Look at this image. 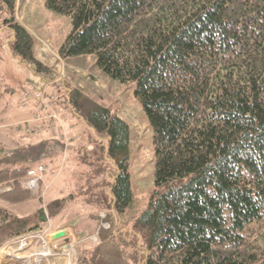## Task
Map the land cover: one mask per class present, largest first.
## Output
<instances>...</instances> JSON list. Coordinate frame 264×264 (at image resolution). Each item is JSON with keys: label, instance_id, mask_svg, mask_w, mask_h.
Masks as SVG:
<instances>
[{"label": "trees", "instance_id": "16d2710c", "mask_svg": "<svg viewBox=\"0 0 264 264\" xmlns=\"http://www.w3.org/2000/svg\"><path fill=\"white\" fill-rule=\"evenodd\" d=\"M45 5L72 22L60 56L76 63L89 58L110 79L135 82L153 135L154 190L147 206L129 232L115 235L114 226L100 231L98 258L78 254L77 264H131L127 247L138 254L137 264H264V0ZM16 6L17 0H0L12 53L37 84L53 81L57 73L36 57L34 37L16 19ZM66 95L69 113L82 121L83 141L86 127L108 138L117 172L107 207L121 214L133 200L130 125L78 87ZM51 134L40 143L58 145ZM17 144L0 146V244L47 224L43 213L33 219L1 204L33 197L21 181L41 162L28 164ZM46 206L55 215L65 202L57 198Z\"/></svg>", "mask_w": 264, "mask_h": 264}, {"label": "rangeland", "instance_id": "374dc122", "mask_svg": "<svg viewBox=\"0 0 264 264\" xmlns=\"http://www.w3.org/2000/svg\"><path fill=\"white\" fill-rule=\"evenodd\" d=\"M1 13L0 15L3 14ZM16 19L34 37L36 57L52 68L58 77L53 81L37 84L29 68L20 64L12 53L9 45L12 31L0 24V90L3 92L0 99V146L12 148L20 142L23 151L21 154L28 156V164L44 162L48 166L41 189L30 190L33 195L30 200L1 204L16 215H32L33 219L36 214L40 217L43 213L51 230L67 228L73 242L69 250L57 251L61 256L65 254L70 257L72 252L76 264L78 254L96 259L98 255L94 250L99 242V232L108 231L112 226L116 227L113 230L115 235L129 232L153 194L155 154L152 131L141 103L134 94L135 82L120 83L110 79L93 69L89 58L80 59L76 63L60 56L58 48L73 27L69 16L49 10L45 0H17ZM93 60L95 62V58ZM70 86L80 88L89 97L108 106L130 125L129 170L133 200L121 214L109 212L107 207L110 201L109 187L117 172V163L107 153L106 134L96 133L86 127L84 132L89 136L86 142L82 141V134L78 133L77 138L70 134L74 128L81 129L82 125L80 118L71 115L66 108V94ZM38 87L40 88L37 89ZM30 89L36 97L28 99V103L21 106L24 91ZM32 101H36V105ZM5 107H8L6 114L1 111ZM11 109H19L26 115L22 119L8 116ZM34 114L40 120L51 119L49 127L62 125L67 130L66 135H63L75 139L67 142L59 138L58 145L50 142L44 150L42 146L35 144L36 140L31 135L24 134L23 138L21 133L19 136V132L15 130L19 121H23L21 124L25 126ZM50 151L53 152L52 155H46ZM3 190L0 188V191ZM57 198L64 200L65 206L59 213L50 215L46 204ZM105 199V203L101 202ZM52 243L54 244V239L51 240L50 244ZM137 255L134 248L127 247V257L131 264H137ZM59 261L64 264L65 259L61 260L60 257ZM49 264H52L51 261Z\"/></svg>", "mask_w": 264, "mask_h": 264}, {"label": "built area", "instance_id": "2783aa9c", "mask_svg": "<svg viewBox=\"0 0 264 264\" xmlns=\"http://www.w3.org/2000/svg\"><path fill=\"white\" fill-rule=\"evenodd\" d=\"M34 97H36V95H34L31 90L26 91L22 104L26 105L28 99ZM40 119L41 118H39L37 114H34L31 121L25 123V130L31 131L33 129L32 122H36ZM34 128L36 129L37 126L35 125ZM50 131L54 135L59 134V136H56L65 139L67 142L76 138L64 136L63 134L66 135L67 130L62 125H58L55 128L50 125ZM47 171L48 166L46 164H39L31 168L22 179V185L29 190L41 189V183L44 181ZM66 235L67 236L63 239H60L61 237H56L55 231L53 229L51 230V225L45 224L41 227L26 230L23 233L10 237L0 246V264H42L45 262L49 263L52 259L59 260L61 253H57V251L62 249L66 251V248H70L73 242L69 234ZM52 239H54V244L56 246L53 243L50 244ZM51 245L53 246L52 249ZM70 253L71 256H67L68 260L66 263L64 261V264H76L74 254L72 252Z\"/></svg>", "mask_w": 264, "mask_h": 264}, {"label": "crops", "instance_id": "0c3cea01", "mask_svg": "<svg viewBox=\"0 0 264 264\" xmlns=\"http://www.w3.org/2000/svg\"><path fill=\"white\" fill-rule=\"evenodd\" d=\"M19 62V61H18ZM36 89V88H35ZM31 90V89H30ZM26 91H28V90H25L24 91V94H23V96H25V92ZM7 92V91H6ZM9 93L11 92L10 90L8 91ZM2 96H3V94H2ZM2 98V97H1ZM22 102L23 101H21V106H25V105H23L22 104ZM32 103H34L35 105H36V101H32ZM37 107V106H36ZM29 109H32V108H30L29 107ZM4 114H6L5 112L6 111H8V107H5L4 109H2L1 110ZM11 112V113H10ZM10 115H13V116H15V117H17V118H20V119H22V118H24V116L26 115V113H23L22 111H20L19 109H15V110H10L9 111V113H8V116H10ZM2 119L3 120H5V117H2ZM23 121H19V123H18V127L15 129L17 132H19V136L20 135H22L23 136V138L25 137V135L24 134H27V135H31V134H33V135H35L36 137H34V139L36 140V142H35V144H40V145H42V149H46V148H48V145H47V143H40L41 141H45V140H47V139H50V138H53L54 136L51 134V132H50V127L48 126V123L45 121V120H39V121H37V122H32V127H33V129L31 130V131H26L25 130V127L21 124ZM45 123V124H44ZM38 125L37 126V128L35 129L34 128V126L35 125ZM22 133V134H21ZM78 133H80V134H82L83 135V133H82V130L81 129H78V130H76L75 128H74V131H72V132H70V134H71V136H73V137H76L77 138V135H78ZM7 135H9V134H7ZM52 135V136H51ZM83 137H84V135H83ZM83 141V140H82ZM84 142H86V139L84 140ZM48 144H49V142H48ZM52 151H50L48 154H46V155H52ZM41 163H44V162H41ZM69 226H71V225H69ZM71 228H72V226H71ZM73 229V228H72ZM56 230H60L59 228L58 229H56ZM68 232H70V231H68L67 230V228H65V234L64 235H62L61 236V238L60 239H63V238H65L67 235L66 234H68ZM75 235H73V237H74ZM66 250H69V248H66ZM60 258V257H59ZM63 259H65V263H66V261L68 260V257L67 256H65V255H62L61 256V260H63ZM51 263L52 264H62L58 259H52L51 260ZM42 264H44V263H42ZM45 264H49V263H45Z\"/></svg>", "mask_w": 264, "mask_h": 264}, {"label": "water", "instance_id": "95a60500", "mask_svg": "<svg viewBox=\"0 0 264 264\" xmlns=\"http://www.w3.org/2000/svg\"><path fill=\"white\" fill-rule=\"evenodd\" d=\"M65 234V231L64 230H59V231H57L56 233H55V236L56 237H61L62 235H64Z\"/></svg>", "mask_w": 264, "mask_h": 264}]
</instances>
